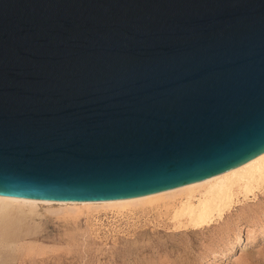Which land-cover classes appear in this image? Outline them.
Instances as JSON below:
<instances>
[{"label":"water","instance_id":"1","mask_svg":"<svg viewBox=\"0 0 264 264\" xmlns=\"http://www.w3.org/2000/svg\"><path fill=\"white\" fill-rule=\"evenodd\" d=\"M264 151V0H0V192L107 200Z\"/></svg>","mask_w":264,"mask_h":264},{"label":"rangeland","instance_id":"2","mask_svg":"<svg viewBox=\"0 0 264 264\" xmlns=\"http://www.w3.org/2000/svg\"><path fill=\"white\" fill-rule=\"evenodd\" d=\"M235 205L192 229L175 227L173 205L74 214L38 203L39 216L0 227V264H264V187Z\"/></svg>","mask_w":264,"mask_h":264},{"label":"bare ground","instance_id":"3","mask_svg":"<svg viewBox=\"0 0 264 264\" xmlns=\"http://www.w3.org/2000/svg\"><path fill=\"white\" fill-rule=\"evenodd\" d=\"M263 187L264 151L237 166L204 179L136 196L78 201L22 197L0 192V227L6 228L16 222L33 219L36 214L40 215L35 212V206L42 203L64 205L65 208L73 210L74 214L83 209L93 211L103 208L130 212L136 208L143 210L151 206L173 205L171 210L175 227L196 229L222 220L236 203L249 199L251 195L255 196Z\"/></svg>","mask_w":264,"mask_h":264}]
</instances>
